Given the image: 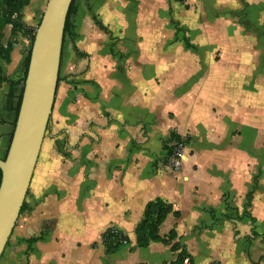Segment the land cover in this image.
I'll return each mask as SVG.
<instances>
[{"label":"crops","instance_id":"crops-1","mask_svg":"<svg viewBox=\"0 0 264 264\" xmlns=\"http://www.w3.org/2000/svg\"><path fill=\"white\" fill-rule=\"evenodd\" d=\"M135 1H74L51 132L0 264H170L181 250L192 264H264V0ZM46 3L21 10L33 32ZM10 31L0 67L16 82L30 41ZM9 90L0 84V159L15 122ZM172 133L186 140L176 170ZM157 200L171 208L157 234L175 237L139 248L135 229ZM244 211L253 223L235 218ZM108 229L127 239L112 253Z\"/></svg>","mask_w":264,"mask_h":264},{"label":"water","instance_id":"water-1","mask_svg":"<svg viewBox=\"0 0 264 264\" xmlns=\"http://www.w3.org/2000/svg\"><path fill=\"white\" fill-rule=\"evenodd\" d=\"M73 0H47L30 45L13 133L0 159V258L20 215L51 116Z\"/></svg>","mask_w":264,"mask_h":264},{"label":"trees","instance_id":"trees-1","mask_svg":"<svg viewBox=\"0 0 264 264\" xmlns=\"http://www.w3.org/2000/svg\"><path fill=\"white\" fill-rule=\"evenodd\" d=\"M2 3V7L0 8V61L8 63L10 61L9 54L12 49L13 43L11 41H5L4 38V29L7 25H11V31L10 35L15 36L17 33H22L23 35H26L30 41V45L34 38V32L29 29L26 25H24L21 21V10L28 5L30 0H0ZM74 1H72L65 25H64V32H63V43H62V49L63 44L66 37H72L73 36V26L71 23V16L75 12V6ZM176 2H183L184 0H174ZM94 22L103 29V26L93 17ZM172 24H175L173 20H171ZM186 47H190L189 42L184 39L183 40ZM29 53L30 49L28 50L27 56L24 60V70L22 73L21 79L14 82L8 79L7 77L3 76L2 70L0 67V84L2 82H9L10 90L8 92V99L12 100L15 98V106H14V113H15V121L18 114L20 102H21V95L23 90V83L26 75V69L29 62ZM59 81V78H58ZM21 85V89L19 94L14 96L15 90H17L18 86ZM15 125V122H14ZM11 139V138H10ZM184 141L186 140L181 139L180 136L176 135L175 133H172L170 136V141ZM172 149L170 148L168 151V156L170 155ZM5 157V156H4ZM0 178H1V172H0ZM249 199L250 194L246 195V206L249 205ZM25 203H23L20 213L24 210ZM171 212V208L169 205H166L161 200H157L154 202H149L146 206V210L144 212V217L142 221L137 225L135 229V235H136V244L139 248H145L148 246L150 241H162V242H169L175 237L174 232L169 233L168 240H163L158 236V226L163 222L164 218L168 213ZM227 219H232L229 215L225 216ZM237 220H243V218H249L250 221L253 223V219L248 216V214L244 211L241 216L235 217ZM256 234L253 233V237H255ZM38 238H31L28 240L29 243L36 241ZM102 240L104 245L106 246V252L112 253L115 250L118 249L119 246L122 244H125L127 242V239L124 235L118 233L115 230L108 229L105 231L102 235ZM177 247H172V250H175ZM187 259V263H184V261ZM170 264H192L191 257L186 253L185 250H181L179 254L177 255L176 259L171 262ZM211 264H218L217 262H213Z\"/></svg>","mask_w":264,"mask_h":264},{"label":"built area","instance_id":"built-area-1","mask_svg":"<svg viewBox=\"0 0 264 264\" xmlns=\"http://www.w3.org/2000/svg\"><path fill=\"white\" fill-rule=\"evenodd\" d=\"M186 143L184 141H174L172 151L168 157V162L173 169H177L186 156ZM187 263V259L184 261Z\"/></svg>","mask_w":264,"mask_h":264},{"label":"rangeland","instance_id":"rangeland-1","mask_svg":"<svg viewBox=\"0 0 264 264\" xmlns=\"http://www.w3.org/2000/svg\"><path fill=\"white\" fill-rule=\"evenodd\" d=\"M135 2H137V4H138V1L136 0ZM40 20V19H39ZM127 45V43H120L119 44V48H120V50H123V51H125L126 50V46ZM63 49H64V47H63ZM121 57H122V54H121V51H120V60H121ZM50 132H51V126L48 128V130H47V128H46V132H45V140L47 141L48 140V138H49V134H50ZM62 144H64V143H61V142H55V146H56V152L60 155V156H64V157H68V154H66L65 152V149H63L64 148V146L62 145ZM65 151V152H64ZM44 153H45V148H43V150H42V152H41V155H40V159H39V164L38 165H40V163L41 162H43V160H44ZM63 157V158H64ZM66 159V158H65ZM68 160V159H67ZM62 161H63V159H62ZM62 163H64V162H62Z\"/></svg>","mask_w":264,"mask_h":264}]
</instances>
